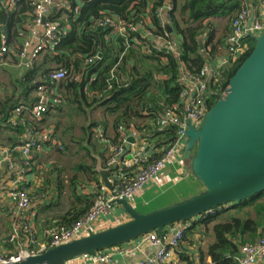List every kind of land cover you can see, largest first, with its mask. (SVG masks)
I'll list each match as a JSON object with an SVG mask.
<instances>
[{"label":"trees","instance_id":"1","mask_svg":"<svg viewBox=\"0 0 264 264\" xmlns=\"http://www.w3.org/2000/svg\"><path fill=\"white\" fill-rule=\"evenodd\" d=\"M24 1L27 3L26 10L33 13L32 1L19 0L18 3ZM67 1L69 11L64 13L65 17L61 20L60 31L54 43L44 49L45 56L37 70L42 69L41 73L44 76L59 69L66 72V77L60 83L58 82L65 103L72 107L65 114L84 118L78 143L86 150L89 158H93L91 151L95 148V145H92L94 129L99 125L106 127L107 117H112L111 123L115 132L111 137L103 134L100 139H109L113 144H117L120 142L118 126L121 125L125 130L134 126L144 131V137L149 139L151 148H161L167 142L169 130L155 127L154 117L160 111V102L166 106L180 104V91L183 89L179 80L180 66L183 65L186 72L197 75L201 68L216 56L217 47L221 43L219 40L214 43L213 33L208 31L203 47L200 48L198 36L210 24L203 27L199 22L212 16H220L219 10L224 15H230L234 10L239 12L242 6L238 0H170L175 6L174 12L170 15L171 35H176L175 40L181 37L179 56H175L172 52L165 53L163 48L160 51L152 49L149 54L143 53L142 44L148 43L146 39L140 37L139 33H130L128 43L125 44V39L113 36L111 28L97 23V20L105 16L133 22L139 17H144L148 12L151 13L166 0ZM59 16L60 13L55 11L49 20L52 21ZM233 16L230 17V21ZM151 17H153L151 20L153 34L163 36L158 20L153 15ZM197 22L198 26H193ZM65 26L69 27L65 29ZM63 27L64 30H62ZM5 28H9L8 23ZM135 39L141 44L136 45ZM253 45V39L247 37V48L244 53L224 69L221 74L223 78L221 91ZM87 59L91 61L88 62ZM115 65L114 77L111 78L110 72ZM157 74L165 77L155 82L153 78ZM77 76L79 79L75 80L74 77ZM39 84L40 82H37L31 88L36 90ZM109 85L111 87L108 90ZM212 89L216 87L212 85ZM221 91L208 96L205 101L206 110L214 104ZM64 98L61 97V101ZM15 108L16 106L11 105L1 113L0 124H6L9 130L18 134L24 131L23 124H14L9 121L10 112H13ZM52 109L55 108L47 106L44 116L52 115ZM145 111L148 113L144 114ZM95 113H98L97 117ZM16 121L19 122V120ZM23 122L27 123L25 118ZM33 125L39 126V124ZM54 128V135L62 146L59 153L63 154L70 144L77 141L73 135L74 125L73 123L63 125L57 120ZM45 144L50 145V143H44L41 147ZM104 154L105 152L102 151L98 153V156L101 159V166L105 168L107 156L105 157ZM156 156L155 153L153 157ZM185 162L189 165L188 160ZM61 169L66 170L62 167ZM61 169L53 168L58 173ZM73 171L67 183L59 176L55 181V188L58 192L69 194L72 206L60 217L55 224L56 227L73 225L95 205L89 193L80 191L86 188L85 181L91 180L98 189L94 195L98 193L102 195L100 189L102 183L93 162L88 163L86 158V162L73 167ZM230 210L235 211L234 214L219 221V216ZM213 211V214L206 213L198 217L197 221L187 227L184 240L189 230L191 234V230L194 229L192 225L200 224L206 228L210 226L213 241L208 243L205 250H199L200 260L204 256H209L213 264H238L236 257L240 254V247L254 243L255 239L264 233V191L244 201L229 206H220ZM182 260L186 264H193L187 256L183 255Z\"/></svg>","mask_w":264,"mask_h":264},{"label":"crops","instance_id":"2","mask_svg":"<svg viewBox=\"0 0 264 264\" xmlns=\"http://www.w3.org/2000/svg\"><path fill=\"white\" fill-rule=\"evenodd\" d=\"M30 1H32L34 5L36 0ZM238 1L240 2V5H242V8L244 4L251 5L256 3L257 0ZM26 6V1L20 4L17 1L14 5H7L5 0H0V47L4 39L8 49L4 56L5 59L3 63L0 64V117L1 113L10 108L11 105L17 107L22 104L27 107L23 113L15 119H12V111L10 112L11 114L9 117V121L13 122L19 120V122L16 121V123L23 124L24 131L22 133L17 134L12 132L7 128L6 124H0V160L3 157V152L5 150L13 149L11 152V168L4 165L3 170L0 172V252L5 253H16L19 249H26L28 251L33 250L32 252L36 251V253H40L41 251L38 252V246L30 243L29 233L21 230V224L23 222L25 223V220H29L35 229L33 230L35 231L37 238H42L46 235L45 233L55 228L57 226L55 224L60 220V217L66 213L69 208H72L69 194L67 192L62 194L55 188L57 176L61 178V173L63 171L61 167L66 168L65 171L68 170L67 173L69 175L74 172L72 165H69V168L63 165V162L68 163L67 159L63 161L64 153H59L56 150V147H52L48 144L37 148L32 153L30 171L28 173L24 172L20 175L23 171L20 164V154L14 150V148L24 139L28 127L32 129L36 128L34 130L38 132L46 133V131H53L54 133V126L56 121L60 119V113H66L67 110L72 109V107L65 103V98L63 93H61V87L57 83L54 87H49L48 93L43 97V102H45L47 106L55 108L51 111L52 115L46 117L43 114L40 119H36L29 111V108L35 102L40 100V95L35 89H32L31 86L37 84V82H41L45 77L41 73L42 69L37 70L44 59L45 50L40 53L31 66L25 67L20 64V51L25 41L29 40L32 44H38L42 38L44 30V24H36L34 22V10L33 13H29L26 10ZM68 7L69 3L67 0H53V3L45 10L49 11V14L46 16V21H50L49 17L57 11L60 13V16L57 19H54V21H58L60 24L61 20L65 17V11H69ZM76 11L77 10H75V12ZM2 12H5V14H1ZM236 13L237 10H234L230 15H224L219 10L218 14L220 16H212L207 20L199 22L203 27L210 24L208 28L203 29L198 36V44L199 41H201V46L199 45L200 48L203 47L208 31H212V41L214 43L217 40L221 41L217 47L216 56L207 62L214 70L220 69L221 71H224V69L232 63L229 60L230 56L226 49L225 39L230 32L231 21L229 19ZM7 23L9 24L8 29L5 28ZM199 23H194L193 26H198ZM68 27L69 26H65V29ZM32 30H35L36 33L32 34ZM62 30H64V27ZM168 32H171L170 27ZM171 38L174 41L176 35L172 34ZM180 38L181 37L174 41L175 45L173 54H175V56H179ZM53 41L48 43L44 49H46L48 45H52L54 43ZM158 44L162 43L159 42ZM141 50L143 53H146L143 51L142 47ZM29 52L28 49V53ZM183 71L185 72L187 70L181 65V75ZM211 75L212 73H210V76ZM157 76L159 77V81L165 77L162 74H157ZM61 97H63L64 100L61 101ZM60 109L62 110L60 111ZM95 115L98 116V113H95ZM23 118L26 119L27 123L23 122ZM107 121L108 125L106 127L99 125L94 129L92 145H95V148L91 151L93 158L87 157L88 163H94L95 171L97 166L102 167L98 153L104 151V156H107L109 139H100V137L103 134L107 137H111L115 132L113 131L111 123L112 117H107ZM33 124H39V126ZM12 145L14 146L13 148L11 147ZM54 167L60 168L61 171L59 173L54 171ZM20 176L22 177L21 180L20 178L17 180ZM65 176L66 177L63 180L67 183V179H69L71 175ZM98 178L102 183L99 175ZM85 185L86 188L79 190L82 193H89V195L92 196L93 204L103 203L105 201L106 195L104 193H102L101 196L99 193L98 195H94L98 192V189L95 188V185L91 180H88L87 182L85 181ZM24 186L30 189V193L33 197L36 194H42L43 196L37 200L34 198L29 207L19 213L17 211L16 203L10 199L8 193L9 190L14 187ZM171 187H175L176 189L169 192L168 188ZM201 189L202 185L191 175L189 165L186 164V162L182 164H169L163 168L157 177L143 186L131 204L139 212H143L139 210L138 206L144 208L152 203L158 202L159 199H166V203L163 204V206L168 205L182 198L194 195ZM229 205L230 204L227 206ZM79 207L80 206L78 205V208ZM156 208H159V206L155 207V209ZM148 211L146 210L144 212ZM234 212L235 211L233 210L226 211L221 215V219H226L228 216L234 214ZM128 219L129 216L123 211L122 207L113 204L108 207L107 211L99 214L96 221V228L97 231H100L121 224ZM197 220L198 218H194V220L186 222V224H190L191 226V224ZM15 225H18L19 228L17 236H14L13 232ZM181 226V222L168 226L164 232L163 238L166 239L172 231L177 230ZM192 227L194 229L191 230V234L189 230L186 239H183L181 244L175 249V258L179 261V264H186L184 260H182L183 255L187 256L193 264H213L209 256H204L203 259L200 260L198 255L199 250H205L208 243L213 241V235L210 231L211 227L208 226L206 228L200 224L192 225ZM13 236L14 239H12ZM142 240L143 238H138L131 242L105 249L102 253H106L110 256V260L105 263L95 261L93 258L94 255H83L73 259V262L75 264H132L139 262L140 260L153 256L157 251V247L148 242H142ZM255 264H264V258L257 259Z\"/></svg>","mask_w":264,"mask_h":264},{"label":"built area","instance_id":"3","mask_svg":"<svg viewBox=\"0 0 264 264\" xmlns=\"http://www.w3.org/2000/svg\"><path fill=\"white\" fill-rule=\"evenodd\" d=\"M7 5H14L19 0H5ZM53 0H36L34 3V22L41 23L43 11H45ZM174 4L170 0H166L161 6L155 8L151 13H147L144 17L135 19L133 22H126L114 17L105 16L97 20V23L104 27L112 29L113 36L127 39L130 33H139L142 39H146L148 44H142L143 51L149 53L150 51H160L165 49V53H173L174 41L171 39V32L166 30V26L171 27L170 15L174 12ZM158 20L162 28L163 36L154 35L151 30L152 15ZM251 18V25L248 28V23ZM60 30V24L57 21L50 20L44 23V30L42 38L38 44H32L26 40L21 51V63L25 67H29L38 58L40 53L44 50L45 46L51 41L55 40L57 33ZM264 31V0H257L256 3L247 5L244 4L239 12L234 14L231 19L230 32L225 39L226 49L230 56V61L238 59L247 48V37L249 32L253 35H258ZM32 34L36 31L32 30ZM171 38V39H169ZM136 41V39H135ZM161 42L162 44H158ZM141 44L136 41V45ZM29 49V53H28ZM7 46L3 39L0 47V64L3 63L7 53ZM88 62L91 59H87ZM116 65L111 69L110 77H114V70ZM223 71L220 69L214 70L212 66L206 63L197 75L182 72L179 75V80L183 85L180 91V104L178 105H164L159 103L160 111L154 117L155 127L158 129L169 130L167 142L161 148H151V144L147 137H144V131L136 129L134 126L123 129L121 125L118 126L117 132L119 133V143L113 144L108 142L107 158L105 169L109 170V175L113 186L111 190L102 184L101 192L106 195V200L103 203L95 204L91 209L84 214L73 225L58 226L45 233L42 238H37L35 229L29 220H25L21 224V230L29 233L30 243L37 245L40 251L49 247L56 246L62 243L71 241L87 235L91 232L97 231L96 221L99 214L108 210V201L114 198H124L130 203L139 194L143 186L149 181L157 177L163 168L169 164H182L185 159L182 157V151L185 146V130L187 124L190 122L197 125L202 116L206 112L205 101L208 96L217 94L221 91L223 85V78L221 77ZM210 73L212 75L210 76ZM66 77V72L62 69L49 72L44 79L37 86V93L40 95V100L35 102L29 111L31 115L40 119L47 111V104L43 102V97L49 91V87H54L58 82ZM159 77L154 75L153 80L158 82ZM78 80V76L74 77ZM216 89L211 90V86ZM110 85L107 89H110ZM56 104V103H55ZM27 107L25 105H18L13 111L12 119H15ZM148 112L145 111L144 114ZM152 114V113H151ZM16 124V120L13 121ZM132 136L134 142L130 143L127 138ZM44 143H50L52 147L62 149L61 143L55 137L53 131H46V133L35 131L31 128L26 129L24 139L14 150L20 154V164L23 169L20 175L24 172L30 171L32 153L37 148L41 147ZM11 150H5L3 157L0 160V172L3 170L4 165L11 168ZM156 153V157L153 155ZM21 180V176L17 180ZM11 200L16 203L17 211H23L29 207L35 198L40 199L43 195L36 194L34 197L30 193L28 187H14L8 193ZM213 210L209 214H213ZM190 224L182 222V226L177 230L172 231L169 236L164 239L157 235L156 232H151L140 238L142 242H148L157 247V251L151 257H147L139 262L132 264H179L175 258V249L181 244L186 234V229ZM34 229V230H33ZM14 236L18 235V225L13 228ZM14 236L12 239H14ZM33 250L19 249L16 253L0 252V264H8L16 261L21 256L37 254ZM104 250L96 253L93 258L95 261L105 263L110 260V256L102 253ZM32 252V253H31ZM264 258V234L259 237L254 243L242 245L240 247V254L236 257L238 264H255L257 259ZM65 264H75L72 260L65 262Z\"/></svg>","mask_w":264,"mask_h":264},{"label":"water","instance_id":"4","mask_svg":"<svg viewBox=\"0 0 264 264\" xmlns=\"http://www.w3.org/2000/svg\"><path fill=\"white\" fill-rule=\"evenodd\" d=\"M49 11H43L41 24ZM251 25V18L248 28ZM254 41L245 59L228 78L214 104L197 125L188 123L182 157L202 189L171 204L139 212L128 200L114 198L129 219L91 232L40 253L21 256L8 264H65L136 240L151 232L163 238L168 226L189 222L220 206L232 205L264 191V31L249 32ZM201 46V41H199ZM127 141L134 142L129 136ZM108 190L113 182L109 170L96 167ZM107 198L105 197V200Z\"/></svg>","mask_w":264,"mask_h":264},{"label":"rangeland","instance_id":"5","mask_svg":"<svg viewBox=\"0 0 264 264\" xmlns=\"http://www.w3.org/2000/svg\"><path fill=\"white\" fill-rule=\"evenodd\" d=\"M177 15L179 17L178 13H177ZM166 30L169 31L168 25L166 26ZM59 116H60V119H58V121L64 122L63 125H65V124L71 125L73 123V125L75 126V128L73 129V135H74L75 139L77 140V141H74V143L70 144L69 148L64 151L65 153L63 155V161L67 159L68 163L63 162V165L66 166L67 168H69V165H72L73 167H75L76 165H81L83 162H86V158L88 155L86 150L84 148H82L78 143V140H79L80 135H81V124L84 123V118L82 116H79V117L74 116V115L71 116V114L67 115L65 113H60ZM95 117H97V116H95ZM57 151L60 152V149H57ZM83 155L85 156V158H82V157H84ZM67 172H68V170L62 171V173H61L62 179H64L66 177L65 175H67V176L72 175V173L69 175ZM176 187H179V186H176ZM174 189H176V188L171 187V188H168V191L170 192L171 190H174ZM165 201H166V199H161V200L159 199L158 202L152 203L151 205H148L144 208L138 206V208H139V210H141L143 212L146 210L150 211L152 209H155V207H158V206L163 207V204L166 203ZM164 206H166V205H164ZM221 220L222 219H221V215H220L219 221H221Z\"/></svg>","mask_w":264,"mask_h":264}]
</instances>
